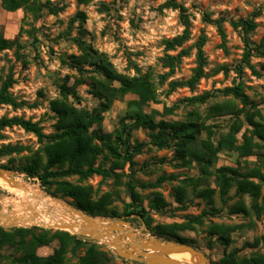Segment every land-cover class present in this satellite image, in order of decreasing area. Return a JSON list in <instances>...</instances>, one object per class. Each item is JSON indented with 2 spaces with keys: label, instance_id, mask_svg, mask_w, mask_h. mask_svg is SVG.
<instances>
[{
  "label": "rangeland",
  "instance_id": "374dc122",
  "mask_svg": "<svg viewBox=\"0 0 264 264\" xmlns=\"http://www.w3.org/2000/svg\"><path fill=\"white\" fill-rule=\"evenodd\" d=\"M37 1L40 5L49 2L58 9L57 13L42 7L37 15L20 10V15L13 17L14 14L8 15L0 6V34L9 39L19 34L16 44L0 52V86L5 79L12 78L15 83L11 93L18 101L25 102L19 109L0 106V118L22 117L38 123L47 135L56 133L59 118L52 110L51 102L62 99L59 85L65 83L72 86L77 79L83 81L75 87L78 100L69 97L68 102L87 110L97 106L99 101L92 94L90 84L101 80L102 76L92 71L80 74L70 66V57L81 54L75 42L76 38H80L97 52L105 54L118 73L128 76L146 75L151 79L156 89V100L143 106V112H153L157 121H193L205 125L207 130L201 132L196 142L198 149L207 140L216 148L219 140L239 125L242 128L236 135V145L244 146V135L251 137L249 130L252 129L247 118L261 121L257 111L264 115V57L252 51L250 64L260 74L255 75L244 62L246 46L243 35L231 22L254 20L256 27L249 34L251 47L264 46V0H181L191 22L190 37L182 47L168 54L176 55L181 50H188V54L181 57L165 82L161 81V76L167 74L169 69L162 62L167 53L164 41L181 35L184 30L179 12L163 7L166 0ZM218 18L225 19V49L221 45L222 39L217 27L209 22V19ZM202 35L206 40L203 47L206 59L204 76L196 84L171 90L168 85L170 81L189 82L192 79L198 65L196 44ZM86 69L92 70L91 67ZM239 84L243 86L244 98L222 92L225 88ZM207 93L211 96L203 103L190 104L186 101ZM134 100L137 97L132 94L119 98L104 114L102 131L112 134V140L116 139V132L122 130L123 118L126 124H132L127 116L136 110L135 106L129 104ZM166 109L172 110L171 114H166ZM151 133L134 124L125 131L126 142L131 147L138 144L141 151L135 153L132 163H127L123 168L119 161L116 165V160L106 152L99 156L96 165L109 170L110 176L93 175L86 180L78 176L65 178L73 184L91 187L93 200L105 198L110 201L106 215L93 217L129 222L134 235L139 238L151 235L176 243H181L177 239L183 238L186 243L181 244L190 245L201 252L209 264H222L232 251H237L240 257L264 253V244L257 247L244 246L262 235L264 213L257 215L253 212L250 194L238 192L236 185H232L227 193H222L216 182V173L221 167L233 168L242 175L255 174L257 177H247V180L258 184L263 196L264 143L253 137V142L259 146L252 149L250 156H241L229 148L221 149L206 175L196 161L185 163L178 159L173 144L168 148L154 146L150 139ZM1 134L0 147L10 144L23 148L20 153L0 158L1 169L10 172L13 178L19 177L25 183L38 187L51 198L69 207H77L74 199L51 194L42 187L37 177L30 178L22 170L34 160H40L41 166L46 163L44 144L34 134L19 126L7 127ZM178 188L184 191L183 203L178 202ZM204 189L214 191L211 200L201 195ZM131 192L137 195L135 201ZM156 194L167 204L161 211L151 207ZM3 197H12V194L0 186V199ZM133 205L136 209H145L151 219V228L186 224H191L193 228L176 230L175 236H157L139 216L124 214ZM111 212H115V216ZM195 218H200L201 223H190ZM1 227L42 228L25 224ZM89 241L96 242L110 255L114 254L112 264H137L119 257L104 243ZM58 246V239L55 238L49 245L39 248L37 254L51 255ZM84 251L85 248L81 247L76 253H69L68 263L77 264ZM1 253V264H11L14 255L17 256L10 249H4ZM181 263L189 264L186 261Z\"/></svg>",
  "mask_w": 264,
  "mask_h": 264
},
{
  "label": "trees",
  "instance_id": "16d2710c",
  "mask_svg": "<svg viewBox=\"0 0 264 264\" xmlns=\"http://www.w3.org/2000/svg\"><path fill=\"white\" fill-rule=\"evenodd\" d=\"M0 5L7 12H15L23 10L37 15L42 7L48 8L52 13H57V8L47 2L45 5H40L37 0H0ZM164 8L177 10L184 30L181 35L164 41L165 51L167 52L162 58V62L169 72L161 76V81L165 82L170 76L181 57L188 54V50H181L176 55H170L168 52L175 51L182 47L190 37L191 22L187 9L181 3V0H166ZM213 23L221 36L222 47L225 49L226 34L223 28L224 18L215 20L209 19ZM232 26L239 29L243 35V40L246 46L244 53V62L247 67L255 75H260L255 68L250 64L252 51L264 57V46L252 48L249 40V34L256 27L254 20L247 19L241 21H232ZM17 35L14 39H7L3 34H0V52L9 49L17 43ZM81 54L72 55L70 57V66L78 73L92 71L102 76L99 81H93L90 84L92 94L98 99V104L91 110L75 107L73 102H68L69 97L78 100L76 85L82 84L83 81L77 79L72 86L63 83L59 85V93L62 99H57L51 102L52 110L58 115L57 132L54 134H45L43 129L31 120H26L22 117H1L0 118V137L1 132L12 126H19L26 132L34 134L38 140L44 144L43 152L46 157V163L41 166V161L34 160L26 165L22 170L30 178L37 177L43 188L51 194H60L62 197L72 198L76 202L78 209L91 216H102L108 213V199L93 200L92 189L89 186L73 184L65 178L78 176L81 180H86L93 175L102 177L110 176V171L96 165V161L104 152L109 154L118 161L122 168L127 163H132L135 153L141 151L138 144L130 146L124 139L125 131L131 126H139L150 130L151 143L158 148H168L172 144L176 147L178 159L185 163H190L192 160L200 164L202 171L208 175L209 167L214 163L217 153L223 148H229L238 152L241 156H250L252 149L259 146L253 142V137H256L264 143V115L257 111L261 121H254L252 117L247 118L248 124L252 127L250 131L251 137L247 138L244 146H237L236 135L240 132L242 126H238L233 132L228 133L219 140L218 146L215 148L213 144L207 140L203 142L201 149L196 147V142L202 131L207 130L205 125L193 121H164L155 119L154 113L143 112L142 107L156 100V89L153 82L146 75L128 76L118 73L108 61L105 54L99 53L90 45L86 44L82 39L76 38ZM205 36H201L196 44V56L198 65L194 70V75L189 82L170 81L168 83L171 90L178 87L196 84L204 76V65L206 63L203 47L205 45ZM86 67H91L92 70H87ZM137 72V67L135 66ZM12 78L5 79L0 86V106L8 105L14 109H19L25 104L23 101H18L11 93V88L14 84ZM225 95L233 94L236 97L244 98L243 86L239 84L236 87H229L222 90ZM128 94L137 97V100L131 101L129 104L136 107L128 113V118L132 120V124H126L125 118L122 119V130L116 132V139L112 140V134H105L102 131V123L104 114L110 110L114 101L123 98ZM211 95L204 94L188 98L186 101L190 104L197 102H205ZM220 110V106H217ZM172 110L166 109V114H171ZM264 114V113H263ZM157 130L156 133L153 131ZM121 147L123 150H121ZM133 148V150H131ZM23 150L20 146L10 144L0 147V158L9 156L13 153H20ZM41 171V172H40ZM231 175V176H228ZM237 177H243L238 179ZM247 177H257L242 175L237 170L230 167H221L216 173V182L222 193H227L232 185L237 186L238 192L250 194L253 199L252 207L254 213L260 215L264 213V195L261 196L259 185L247 180ZM159 182H157L158 184ZM155 184V186L157 185ZM152 186V185H151ZM213 190H201V195L209 200L212 199ZM134 201L137 195L131 192ZM178 202L183 203L184 191L177 189ZM167 206L163 198L156 194L151 201V207L157 211L163 210ZM215 213V211H214ZM214 213H209L214 215ZM218 213V212H216ZM115 216V212H111ZM126 216H139L151 228V219L147 216L144 208L136 209L133 205L132 209L125 211ZM192 222H200V218H195ZM191 224L186 225H158L151 228L157 236H175L176 230L192 229ZM58 239L59 246L51 255L39 256L37 250L43 246H47L54 239ZM181 243H186L183 238L177 239ZM264 244V230L260 237H257L253 243H246L245 247H257ZM85 248L84 254L78 259L77 264H112L114 254L110 255L107 251L101 249L96 242H91L84 238L71 235L65 231H52L39 227L23 228L17 227L5 229L0 226V264L2 262V253L4 249H10L14 255L11 264H69L67 255L76 253L79 248ZM237 251L230 252L223 260L222 264H264V253H256L249 257H240Z\"/></svg>",
  "mask_w": 264,
  "mask_h": 264
},
{
  "label": "water",
  "instance_id": "95a60500",
  "mask_svg": "<svg viewBox=\"0 0 264 264\" xmlns=\"http://www.w3.org/2000/svg\"><path fill=\"white\" fill-rule=\"evenodd\" d=\"M0 175H8L9 181L15 183L10 172L0 168ZM73 210L85 216L89 228L81 230L79 233L72 232L74 225H37L45 229H58L70 232L80 238L87 240H94L110 246L114 252L121 258L129 261L130 263L137 264H184L180 261L174 260L170 256L186 250L191 256L198 255L201 264H209L205 256L194 249L190 245L176 243L173 241H165L151 235L146 238L136 237L131 229L129 222L119 220L114 221L109 218L93 217L84 213L75 206H71ZM1 212V211H0ZM36 216V215H35ZM101 218L110 222L106 225H99L95 219ZM17 218H7L5 221H0L1 226H17ZM23 224V223H22ZM128 226V227H125ZM145 226V225H144ZM145 230L147 228L145 226ZM189 264H199L195 262H188Z\"/></svg>",
  "mask_w": 264,
  "mask_h": 264
},
{
  "label": "bare ground",
  "instance_id": "6f19581e",
  "mask_svg": "<svg viewBox=\"0 0 264 264\" xmlns=\"http://www.w3.org/2000/svg\"><path fill=\"white\" fill-rule=\"evenodd\" d=\"M13 179L15 183L9 181L8 175H0V186L12 194V197L0 199V206L3 207L0 212V221L17 218L18 223L25 225H74L71 231L75 233L89 228L85 216L73 210L72 207L51 198L38 187L25 183L19 177ZM95 222L99 225L110 223L101 218L95 219ZM170 257L180 262L201 264L198 255L191 256L186 250L172 254Z\"/></svg>",
  "mask_w": 264,
  "mask_h": 264
},
{
  "label": "crops",
  "instance_id": "0c3cea01",
  "mask_svg": "<svg viewBox=\"0 0 264 264\" xmlns=\"http://www.w3.org/2000/svg\"><path fill=\"white\" fill-rule=\"evenodd\" d=\"M1 6V5H0ZM5 11V10H4ZM20 10H17V11H15V12H7V11H5L8 15H13L14 14V16L13 17H18L19 15H20V12H19ZM7 38V37H6ZM7 39H9V38H7Z\"/></svg>",
  "mask_w": 264,
  "mask_h": 264
}]
</instances>
